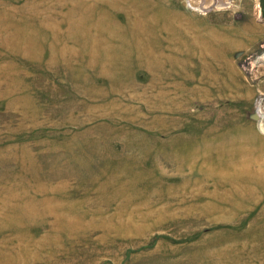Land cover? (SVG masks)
<instances>
[{
	"label": "rangeland",
	"instance_id": "obj_1",
	"mask_svg": "<svg viewBox=\"0 0 264 264\" xmlns=\"http://www.w3.org/2000/svg\"><path fill=\"white\" fill-rule=\"evenodd\" d=\"M263 129L259 0H0V264H264Z\"/></svg>",
	"mask_w": 264,
	"mask_h": 264
},
{
	"label": "water",
	"instance_id": "obj_2",
	"mask_svg": "<svg viewBox=\"0 0 264 264\" xmlns=\"http://www.w3.org/2000/svg\"><path fill=\"white\" fill-rule=\"evenodd\" d=\"M261 16L264 18V0H259Z\"/></svg>",
	"mask_w": 264,
	"mask_h": 264
},
{
	"label": "bare ground",
	"instance_id": "obj_3",
	"mask_svg": "<svg viewBox=\"0 0 264 264\" xmlns=\"http://www.w3.org/2000/svg\"><path fill=\"white\" fill-rule=\"evenodd\" d=\"M190 1L192 2V0H190ZM191 4H193V3H191ZM226 4L229 5V2L226 3ZM219 5H220V4H219ZM221 6H222V5H221ZM201 9H202V8H199V7H197V6L194 8V10L197 11V12H204V11H202ZM261 38H262V37H261ZM220 43H221V42H220ZM218 44H219V43H218ZM216 46H217V45H216ZM219 46H220V45H219ZM218 48H219V47H218ZM223 48H224V46H223ZM215 51H216V50H215ZM263 130H264V129H263Z\"/></svg>",
	"mask_w": 264,
	"mask_h": 264
}]
</instances>
